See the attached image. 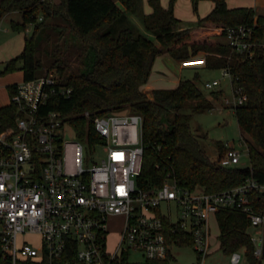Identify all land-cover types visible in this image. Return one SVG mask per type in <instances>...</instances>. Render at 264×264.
Here are the masks:
<instances>
[{"label":"trees","instance_id":"trees-1","mask_svg":"<svg viewBox=\"0 0 264 264\" xmlns=\"http://www.w3.org/2000/svg\"><path fill=\"white\" fill-rule=\"evenodd\" d=\"M201 1L204 0H192L197 14ZM210 1L215 4L210 14L187 24L175 14L177 0H170L169 8L161 0H149L152 12L144 15L143 22L147 32L155 36V42L129 22L127 12L137 10V0H1L0 23L6 15L20 12L22 20L12 21V29L26 32L33 26L22 53L5 62L1 73L21 69L24 81L35 79L44 69L40 43L50 40V30L61 36L67 34L66 48L57 45L50 54L60 83L72 88V92L69 97L54 96L49 108L62 112L84 142L99 141L91 118L125 109L141 115V188L151 191L168 178L185 188L203 187L210 193L242 186L249 179L264 185V50L258 48L249 59L233 51L228 42L219 40L226 37L224 28L255 23L258 37H263L264 17L256 18L253 7L229 8L227 0ZM199 53L208 54L207 68H230L247 94V102L237 107L235 114L242 133L249 138V167L223 166L221 161L230 148L220 141L216 142L219 157L212 160L192 130L193 114L182 112L186 106L193 113L214 108L212 100L197 85L199 74L194 80H181L175 88L155 89L151 97L144 91L160 55L168 54L181 61ZM71 57L78 61L77 67L69 65ZM16 87L17 84L10 85L9 93L13 94ZM16 110L14 105L0 108L5 126L15 125ZM86 112L91 114L90 118ZM249 203L264 213V192L254 190ZM217 220L224 254L243 251L248 264H264V252L261 258L255 255L256 246L249 233L251 222L243 212L223 209L217 213ZM181 246L194 247V238L181 240ZM172 261L169 257L162 261L146 260L143 264H177ZM117 264L133 263L122 258Z\"/></svg>","mask_w":264,"mask_h":264},{"label":"built area","instance_id":"built-area-1","mask_svg":"<svg viewBox=\"0 0 264 264\" xmlns=\"http://www.w3.org/2000/svg\"><path fill=\"white\" fill-rule=\"evenodd\" d=\"M256 25L222 29L233 51L252 59L258 48L264 50V24L261 38ZM207 55L191 56L180 65L207 67ZM220 71L232 92L225 103L235 110L247 102V94L230 68ZM221 84L214 79L205 87L213 92L221 90ZM71 92L58 76L41 74L17 84L10 94L8 105L17 109L15 125L5 126L0 116V264H117L122 258L133 263L132 254L145 261L172 257L174 263L173 249L183 247L181 240L189 236L200 264H205L213 251L211 219L223 209L247 216L255 255L262 257L264 213L249 201L254 190L264 192V185L249 179L242 186L210 193L168 178L162 186L145 190L138 185L144 159L143 117L111 113L91 118L99 141H81L62 112L49 108L54 96L69 97ZM85 115L91 117L89 112ZM69 131L78 141L66 140ZM84 143L100 145L106 153L91 168L84 167ZM229 148L221 164L237 166L243 154ZM163 203L168 204L166 212ZM112 219L121 224L113 251L108 245ZM229 257L231 264H241L245 256L237 251Z\"/></svg>","mask_w":264,"mask_h":264},{"label":"rangeland","instance_id":"rangeland-1","mask_svg":"<svg viewBox=\"0 0 264 264\" xmlns=\"http://www.w3.org/2000/svg\"><path fill=\"white\" fill-rule=\"evenodd\" d=\"M58 2V0H53ZM138 7L135 12H127L129 22L134 25L138 31L148 36L153 41L157 42L155 36L145 29L143 17L146 15L147 10L152 9L149 0H137ZM163 6L166 5L165 8H169L170 0H161ZM205 1V0H204ZM207 1V0H206ZM264 2V0H263ZM175 14L184 20L185 23L190 24V21L197 20L199 16H201L202 11L199 5L198 14L193 9L192 0H177L175 4ZM12 18L16 20H20L22 16L20 13H15ZM49 22L64 24L62 21H54L50 20ZM11 17H4L0 23V108L8 105L10 103V94L7 85L1 86L4 84V78L8 76V74H2L1 72L5 69L6 64L3 62L5 60V55H8L13 47L16 44H6L7 38L9 35L6 34L5 29L7 27L11 28ZM33 27L29 26L27 30L31 31ZM13 32H16L12 29ZM24 32V31H22ZM51 38L49 41L43 40L40 43V49L42 52L44 69L38 72L39 75L44 73H53L58 76L60 79V75L57 71V68L52 67L53 57L50 54L52 48L60 45L62 49L66 48V40L67 34L65 36H61L60 33L56 30L49 31ZM221 42H228L227 38L219 39ZM204 53H199L198 55H203ZM69 65L72 67L78 66V61L75 57H71L69 60ZM22 63L18 64L20 68ZM180 64L176 61H168L163 59V56L160 55L154 64V68L152 71V75L150 77L149 83L154 84L157 83L161 85V87H169L175 88L178 86V83L181 80H194L196 75L199 74V79L197 80V85L199 88L206 94V96L212 100L214 104V108L211 110H206L203 112L193 113L192 108L190 106H186L183 109V113L185 114H193V118L191 121L192 130L195 133L197 139L199 140L202 147L206 150L208 155L212 158V160H217L219 157V151L217 149V141L222 142L228 147H235L242 152L241 162L238 164L239 167H249L250 166V158L248 153V147L246 139H249L247 135L243 134L239 123L235 114V110L230 108L225 103V97H232V92L229 88V79L224 78L220 70H213L207 67H192V68H182L180 69ZM23 71L21 69H17L16 71L9 73V75L18 80L22 81ZM214 79L221 80V90H216L211 92L205 87V83L207 81H212ZM156 85V84H154ZM224 90L226 94H224ZM149 95H151L150 91H147ZM219 95H218V94ZM120 114L130 113L128 109L117 112ZM67 141H78V137L73 131H69L66 134ZM72 150H68V158H67V168H71L72 163ZM84 167L91 168L94 164L100 163L103 158H105L106 153L104 148L100 145L98 146H90L87 143H84ZM173 211L175 212V206H172ZM162 209L164 212L168 210V204L163 203ZM120 221L112 219L110 221V236L108 239L109 249L113 251L118 242V233L120 229ZM212 226V253L209 255L205 264H231L230 257L221 250V242H220V225L217 218L212 217L211 219ZM173 252L176 257L177 264H200L199 255L194 247H176L173 249ZM131 262L135 264H143L145 259L140 254H132L130 257ZM241 264H248L245 261Z\"/></svg>","mask_w":264,"mask_h":264},{"label":"crops","instance_id":"crops-1","mask_svg":"<svg viewBox=\"0 0 264 264\" xmlns=\"http://www.w3.org/2000/svg\"><path fill=\"white\" fill-rule=\"evenodd\" d=\"M1 2V0H0ZM228 3V7L229 8H240V7H253L256 10V18L263 16L264 17V2L263 0H227ZM166 7V5H164ZM214 2L210 1V0H205V1H201L200 2V8L202 11V14L200 17H206L208 14H210L212 12V10L214 9ZM152 12V9L147 10L146 14H149ZM15 13H20V12H12L8 15H6L5 17H11V22L12 21H17V22H21L22 18L20 20H16L14 18H12V16ZM21 15V13H20ZM177 15V14H176ZM22 16V15H21ZM179 19L183 20L182 18H180L179 16H177ZM198 20V19H197ZM196 19L193 21H190L191 23H195L197 21ZM184 21V20H183ZM33 27V26H32ZM33 31V28L31 29V31L27 30L26 32H13L12 31V25L11 28L7 27L5 29V32L7 35H9V37L7 38V41L5 42L6 44H16L15 47H13L10 51V53L8 55H5V60L3 61L4 63L15 58L16 56L20 55L22 53V51L24 50L25 47V40H26V36L28 34H31ZM163 59L167 62L168 61H176L178 64H180V61L173 59L170 55L168 54H164L162 55ZM180 69H182L181 65L179 66ZM22 81H24V74L22 73ZM22 81H18L14 78H12L9 74L7 77L4 78V84H2L1 86H6L9 87L10 85H15V84H19ZM156 84V85H154ZM151 84L148 82V84L144 87V91H150L151 95H148L151 97L152 93L155 89H160V88H167V87H161V85H158L157 83ZM1 88V87H0ZM169 88V87H168ZM9 90V89H8ZM10 94V93H9ZM7 106V105H5ZM4 107V106H3Z\"/></svg>","mask_w":264,"mask_h":264}]
</instances>
